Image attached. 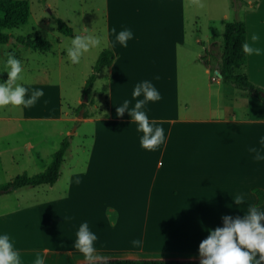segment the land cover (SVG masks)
I'll return each instance as SVG.
<instances>
[{
    "label": "crops",
    "instance_id": "1",
    "mask_svg": "<svg viewBox=\"0 0 264 264\" xmlns=\"http://www.w3.org/2000/svg\"><path fill=\"white\" fill-rule=\"evenodd\" d=\"M186 4L191 0H89L87 18L77 24L68 20L70 36L94 35L103 41L89 74L103 49L116 54L97 73L89 113L77 120L71 112L82 98L64 107L57 89L49 99L37 100L36 109L24 107L21 118L60 121V127L0 126V183L24 171L44 170L62 139L70 136L55 183L0 195V236H9L21 264H35L37 256L44 264L85 261L74 247L84 222L96 234L94 247L102 257L142 256L146 239L152 243L151 255L200 257V242L210 230L223 227L222 217H242L250 206L264 212V201L257 203L254 192L264 190V159L256 160L250 151L255 148L264 157V103L211 73L212 67L217 71L210 59L218 56V41L203 35L209 38L205 48L212 55L194 45L204 40L200 35L193 39ZM231 4L244 5L238 18L245 19L247 43L261 49L260 55H247L246 74L264 88V0ZM75 25L83 27L77 32ZM125 29L133 33L127 47L116 40ZM253 34L259 36L255 42ZM145 80L161 95L142 109L154 127L164 129L165 142L154 151L141 147L143 133L127 110L123 117L116 114L125 99L131 102L129 109L134 107V87ZM102 101L104 109L98 107ZM236 197L244 198L240 205ZM179 216L185 228L178 239L170 225ZM139 217L151 219L150 230L133 221ZM137 239L140 246L132 243ZM176 240L181 243L174 244Z\"/></svg>",
    "mask_w": 264,
    "mask_h": 264
},
{
    "label": "rangeland",
    "instance_id": "2",
    "mask_svg": "<svg viewBox=\"0 0 264 264\" xmlns=\"http://www.w3.org/2000/svg\"><path fill=\"white\" fill-rule=\"evenodd\" d=\"M231 1L232 0H201V2L205 5L202 9L193 4H186L189 9L188 16L193 18V39L194 35H200V37L204 40L203 43L202 41L200 43L193 41V43L201 52H203V54H206L205 46L208 44L209 39L208 37L203 36L205 33L218 41L217 43L219 46L216 48V52L219 55L222 49L224 23L238 18L239 16H243L244 5L231 4ZM28 2L30 5V16L27 22L15 27L5 28L3 30L9 35V38L7 42L0 43V83L5 81L3 76L7 75V56L5 53L11 52L21 61L23 65V79L18 83L28 89L27 95L29 97L31 96L33 90L42 89L44 91V95L40 98L46 96V98L49 99L51 97V93L59 89L61 96L60 102L64 105V107H73L78 98H82V101H84V80L87 78L90 72V67L95 60V52H98L101 45H103V41L101 40L98 47H93L88 52L84 53L78 64H72L67 55V48L71 46V40L74 37L64 35L58 31L56 17H61L67 22L68 20H73L75 21V24H77V20H81L89 16V0H28ZM83 10L85 11L83 12ZM97 18H100V15H97ZM100 24L101 22L99 19V27ZM69 25L71 26L70 23ZM81 27H83V25H75V30L79 32ZM92 28L95 30L94 25ZM37 33L43 35L51 41V49L47 51L39 49L34 50L29 46L22 44L17 39L19 36H35ZM101 33L102 31L99 36ZM210 60L212 61V64L217 66V60L214 57H211ZM211 73L213 75H217L218 71L213 70L212 67ZM91 100L92 101H88L86 98L85 101L87 103L86 106L82 108V116H79L80 109L78 110L77 108H75L72 112L70 111L71 115L77 120H82L89 113L91 106H93V99ZM104 104V101H102V104L98 105V107H102L104 109ZM37 107V103L32 106L34 109ZM100 110L101 109H95L94 113L99 112ZM23 112V106L14 108L9 105L7 107L0 108L1 117L5 115H14L16 117L11 119L1 118V129L29 127L32 124L33 128L47 127L48 130H53L57 127V125L58 127L62 125V122L60 121L35 119L28 121L26 119H22L21 117L23 116ZM64 125L67 126V122H65ZM73 127L74 124L69 128ZM51 157L52 154L50 159ZM133 221L138 222V226L141 223L143 225H147L148 230H150L152 225L151 219L147 217L133 218ZM171 222L170 228L174 229L175 236L178 239L180 236L183 237L185 228L183 216L173 218ZM177 241L178 240L174 241V244L176 243V245H178L181 243ZM144 246L147 248H144L143 254L145 256H151L152 251L150 248H153L150 239H146Z\"/></svg>",
    "mask_w": 264,
    "mask_h": 264
},
{
    "label": "clouds",
    "instance_id": "3",
    "mask_svg": "<svg viewBox=\"0 0 264 264\" xmlns=\"http://www.w3.org/2000/svg\"><path fill=\"white\" fill-rule=\"evenodd\" d=\"M191 3L199 8L205 5L201 0H191ZM112 31L115 33L116 29ZM87 32V29H85ZM133 37L129 29L120 31L116 35V40L127 47V41ZM259 36L253 34L251 40L257 41ZM101 39L93 35H76L71 40V46L67 48V55L72 64H78L84 53L93 47H98ZM245 55H260V48H253L249 43L242 44ZM6 72L7 79L0 83V108L12 107H32L37 100L44 95L42 89L33 90L30 97L26 98L28 89L22 86L19 81L23 79V65L13 53L6 52ZM159 79V77H156ZM143 95V99H136ZM132 97L136 101L134 107L129 109V100L125 99L123 104L116 108V114L123 117L127 110L131 119L138 125V131L143 133L140 144L141 147L154 151L165 142L164 129L156 126L155 121H149L147 114L142 111L147 102L161 99L159 91L150 81H143L136 84L132 92ZM264 143V140H262ZM250 151L256 153L255 159H264L255 148ZM77 184L80 180L77 179ZM235 202L240 205L244 198L236 197ZM223 227H216L210 230L209 235L199 244L200 264H264V212L258 211L256 206H250L248 213L242 217L233 218L224 216ZM74 247L83 254L86 264H108L107 258L96 254L94 242L97 240L96 234L89 230L87 222L80 225ZM133 245L140 246L141 240H134ZM258 257V258H257ZM0 264H21L20 253L13 247L8 235L0 236ZM35 264H44L43 258L37 256Z\"/></svg>",
    "mask_w": 264,
    "mask_h": 264
},
{
    "label": "trees",
    "instance_id": "4",
    "mask_svg": "<svg viewBox=\"0 0 264 264\" xmlns=\"http://www.w3.org/2000/svg\"><path fill=\"white\" fill-rule=\"evenodd\" d=\"M30 16V5L28 0H0V43L8 41L9 35L3 31L5 28L15 27L27 22ZM58 31L64 35H72V27L61 17H56ZM18 41L29 46L31 49L47 51L51 49L52 43L43 35L37 33L35 36H19ZM247 42V29L244 18H235L224 23L222 49L218 56H213L217 60V71L221 74V80L224 84L234 85L241 89H246L259 97L263 103L264 99L260 95L264 88L253 83L246 74L247 55L242 50V44ZM208 49V48H207ZM206 49L207 55H212ZM116 54L108 49H103L98 55L92 72L86 79L83 87V95L88 101H91L92 85L96 79L98 71L106 65H109ZM205 63L206 55H203ZM86 101H82L77 109L86 106ZM70 145V136L62 139L59 147L52 153L51 160L47 167L39 172L28 174L22 172L14 176L11 180L0 183V188L4 192H12L23 186H35L39 184H53L57 181L61 173L63 157ZM258 200L257 203L264 201V190L255 188ZM108 264H200V257H159V256H122L106 257ZM77 264H86V261Z\"/></svg>",
    "mask_w": 264,
    "mask_h": 264
},
{
    "label": "water",
    "instance_id": "5",
    "mask_svg": "<svg viewBox=\"0 0 264 264\" xmlns=\"http://www.w3.org/2000/svg\"><path fill=\"white\" fill-rule=\"evenodd\" d=\"M219 76H221L220 73H218ZM260 95L262 96V98L264 99V91H261L260 92ZM86 100V96L84 97V101ZM82 113H83V109L81 108L80 109V112H79V116H82ZM4 192V189L3 188H0V193H3Z\"/></svg>",
    "mask_w": 264,
    "mask_h": 264
},
{
    "label": "built area",
    "instance_id": "6",
    "mask_svg": "<svg viewBox=\"0 0 264 264\" xmlns=\"http://www.w3.org/2000/svg\"><path fill=\"white\" fill-rule=\"evenodd\" d=\"M216 77H218V74H217V75H215V78H216Z\"/></svg>",
    "mask_w": 264,
    "mask_h": 264
}]
</instances>
